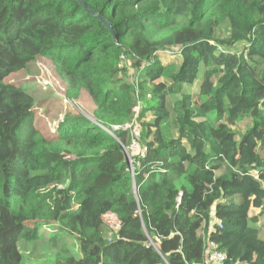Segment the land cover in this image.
Returning a JSON list of instances; mask_svg holds the SVG:
<instances>
[{"label": "trees", "instance_id": "trees-1", "mask_svg": "<svg viewBox=\"0 0 264 264\" xmlns=\"http://www.w3.org/2000/svg\"><path fill=\"white\" fill-rule=\"evenodd\" d=\"M82 1L114 35L76 0H0V264H207L210 242L264 264V0ZM40 58L93 119H35L5 79Z\"/></svg>", "mask_w": 264, "mask_h": 264}, {"label": "rangeland", "instance_id": "rangeland-1", "mask_svg": "<svg viewBox=\"0 0 264 264\" xmlns=\"http://www.w3.org/2000/svg\"><path fill=\"white\" fill-rule=\"evenodd\" d=\"M162 64L179 63V58L171 53L158 55ZM6 83L21 87L28 92L36 104L35 119L42 121L44 128L49 133H55L58 125L67 115H82L88 119H93L92 114L96 105L84 89L74 90L69 83L59 75L56 65L48 58H40L28 64V66L16 74H12L5 79ZM74 98V99H73ZM138 129L137 125H135ZM139 130V129H138ZM138 143V142H137ZM131 147L130 155H138L140 146ZM260 211H252L251 216L259 214ZM106 223L112 229H116L118 223L112 214L105 217ZM264 223V218L259 219L257 226ZM263 235V234H262ZM38 249L35 256L40 255L43 250Z\"/></svg>", "mask_w": 264, "mask_h": 264}, {"label": "built area", "instance_id": "built-area-1", "mask_svg": "<svg viewBox=\"0 0 264 264\" xmlns=\"http://www.w3.org/2000/svg\"><path fill=\"white\" fill-rule=\"evenodd\" d=\"M114 130H117V127L113 128ZM123 130L129 129L131 130V134L133 136V141L131 144V147L135 145V142L137 143L139 131L137 130L136 126L134 124H129L122 128ZM137 146L138 143H137ZM138 155H140L142 158L146 155V149L141 148L138 150ZM131 153V152H130ZM129 172L133 175V167H132V161H129ZM179 201V200H178ZM207 252V264H225L226 261V255L224 253H221L217 251L216 245L213 242L209 243V247L206 249Z\"/></svg>", "mask_w": 264, "mask_h": 264}, {"label": "water", "instance_id": "water-1", "mask_svg": "<svg viewBox=\"0 0 264 264\" xmlns=\"http://www.w3.org/2000/svg\"><path fill=\"white\" fill-rule=\"evenodd\" d=\"M76 1L82 6V8H83L87 13L93 15V16L96 17L100 22H102L103 26H104L105 28H107V29L109 30V32H110L112 35H114V33H113V29H112L111 25L108 23V21H106V20H105L103 17H101L100 15L95 14V13H93L92 11L88 10V9L86 8V6L84 5V3H83L82 0H76Z\"/></svg>", "mask_w": 264, "mask_h": 264}]
</instances>
